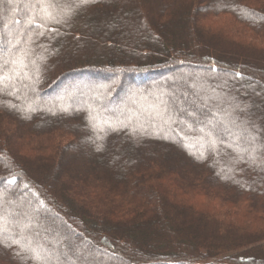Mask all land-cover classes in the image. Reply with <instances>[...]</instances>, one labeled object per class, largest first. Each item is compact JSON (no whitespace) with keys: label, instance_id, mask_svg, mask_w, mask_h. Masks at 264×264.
<instances>
[{"label":"trees","instance_id":"16d2710c","mask_svg":"<svg viewBox=\"0 0 264 264\" xmlns=\"http://www.w3.org/2000/svg\"><path fill=\"white\" fill-rule=\"evenodd\" d=\"M261 79L264 0H0V264H264Z\"/></svg>","mask_w":264,"mask_h":264},{"label":"rangeland","instance_id":"374dc122","mask_svg":"<svg viewBox=\"0 0 264 264\" xmlns=\"http://www.w3.org/2000/svg\"><path fill=\"white\" fill-rule=\"evenodd\" d=\"M197 71L201 72L202 69H197ZM169 74L170 73H167V72L162 73V74H160V78H158V79L165 78L166 81H169L170 82V81H172V79H171V77H169ZM186 74H189V72H187ZM109 79H110V77L107 76L106 82L111 80V79L110 80ZM158 79L156 78L155 81L159 82ZM153 82L154 81L147 79V80H144V82L140 83V82H138V79L137 78L136 79L135 78L134 79H131L130 81L128 80V82L124 83L123 88H122V91L120 92L117 101H123L124 102L125 100H128V99L129 100H134L136 94L141 93L142 90H144V88L153 85ZM245 82L246 83H245L244 86H246V87L252 86V83L253 82L250 81L249 79L247 81H245ZM260 82H261L260 83V87H257V89L262 94V93H264V80L261 79ZM88 83H89V85L87 87H85V88H81L80 89L77 86V88L75 90H78V92L76 91V93H75L74 96H76L77 98H81L82 97V99H87L92 92H95L96 90H98V86L99 85H102L105 82L98 81L95 84H92L91 81L90 82L88 81ZM73 86H75V85H73ZM115 92H116V90H115ZM59 94H61V93H59ZM59 94L58 93H53L50 96H47L46 98L47 99L56 100V99L59 98ZM126 103H127V101H126ZM130 108H131V106L129 107V105L122 106V109L124 110V113H123L124 115L123 116H125V117H128L129 116V109ZM41 207H42V205H41ZM41 209L44 210L43 207ZM45 214L48 215V216L50 215V213L48 211H45ZM121 258H123V257H121ZM113 262H115V260H113V259L110 260V263L111 264H114Z\"/></svg>","mask_w":264,"mask_h":264}]
</instances>
